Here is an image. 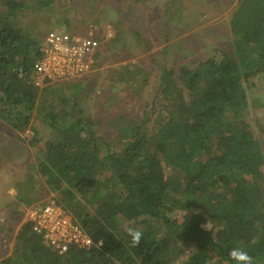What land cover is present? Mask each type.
<instances>
[{
    "label": "trees",
    "instance_id": "1",
    "mask_svg": "<svg viewBox=\"0 0 264 264\" xmlns=\"http://www.w3.org/2000/svg\"><path fill=\"white\" fill-rule=\"evenodd\" d=\"M25 6L0 0V116L20 133L30 127L34 139L33 116L46 124L50 138L31 166L93 243L59 253L30 220L16 231L22 215L11 214L0 232L7 230L12 252L0 264H236L234 247L264 264V137L246 119L244 86L264 74V0H239L219 59L162 68L154 118L121 114L118 121H128L118 129L119 146L75 99L57 110L46 96L50 85L35 84L42 40L20 27ZM136 69L126 64L115 73L145 82L147 73ZM28 191L20 197L32 203ZM126 227L144 233L138 247Z\"/></svg>",
    "mask_w": 264,
    "mask_h": 264
},
{
    "label": "rangeland",
    "instance_id": "2",
    "mask_svg": "<svg viewBox=\"0 0 264 264\" xmlns=\"http://www.w3.org/2000/svg\"><path fill=\"white\" fill-rule=\"evenodd\" d=\"M24 1L26 6L16 19L21 28L42 41L51 30L100 36L99 56L95 55L92 70L82 77L47 84L50 89L46 96L57 110L70 108L75 99L114 146H119L121 140L118 129L128 121H118L121 114L136 118L151 111L152 115L163 67L177 70L185 64L195 66L210 56L220 58L219 49L231 39L229 22L239 2L51 0L38 6V0ZM126 64L147 73V80L143 83L119 80L115 71H122ZM244 86L249 98L246 119L255 135L262 138L264 74L244 81ZM32 121L39 128L36 139L30 127L20 133L0 116V224L6 223L9 215L16 219L20 213L22 218L16 231L33 204L45 202L56 194L31 166L39 149L50 138V131L39 116L35 114ZM26 186L29 196L35 200L32 203L20 197ZM37 196L40 198L36 199ZM6 234L7 230L0 232V261L12 252L13 243L7 242Z\"/></svg>",
    "mask_w": 264,
    "mask_h": 264
},
{
    "label": "built area",
    "instance_id": "3",
    "mask_svg": "<svg viewBox=\"0 0 264 264\" xmlns=\"http://www.w3.org/2000/svg\"><path fill=\"white\" fill-rule=\"evenodd\" d=\"M100 41L93 36H82L66 31H49L41 46L42 54L35 61L33 80L39 87L89 73L95 63ZM27 220L43 242L66 252L71 246L89 247L93 240L74 216L55 197L33 204Z\"/></svg>",
    "mask_w": 264,
    "mask_h": 264
},
{
    "label": "clouds",
    "instance_id": "4",
    "mask_svg": "<svg viewBox=\"0 0 264 264\" xmlns=\"http://www.w3.org/2000/svg\"><path fill=\"white\" fill-rule=\"evenodd\" d=\"M126 232L131 237V244L133 247H138L143 240L144 233L134 227H126ZM99 245H103V241L99 242ZM230 258L236 262V264H255L254 258L242 247H234L229 252Z\"/></svg>",
    "mask_w": 264,
    "mask_h": 264
},
{
    "label": "crops",
    "instance_id": "5",
    "mask_svg": "<svg viewBox=\"0 0 264 264\" xmlns=\"http://www.w3.org/2000/svg\"><path fill=\"white\" fill-rule=\"evenodd\" d=\"M25 220H27V218Z\"/></svg>",
    "mask_w": 264,
    "mask_h": 264
}]
</instances>
